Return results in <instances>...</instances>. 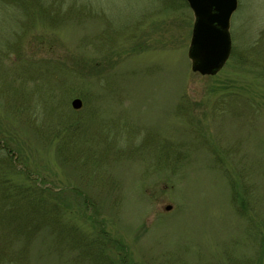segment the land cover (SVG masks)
<instances>
[{
	"label": "rangeland",
	"instance_id": "1",
	"mask_svg": "<svg viewBox=\"0 0 264 264\" xmlns=\"http://www.w3.org/2000/svg\"><path fill=\"white\" fill-rule=\"evenodd\" d=\"M26 6L0 4L4 261L8 204L50 218L29 264H264V0H237L214 76L184 0Z\"/></svg>",
	"mask_w": 264,
	"mask_h": 264
},
{
	"label": "water",
	"instance_id": "2",
	"mask_svg": "<svg viewBox=\"0 0 264 264\" xmlns=\"http://www.w3.org/2000/svg\"><path fill=\"white\" fill-rule=\"evenodd\" d=\"M193 13L194 21L187 50L191 71L201 76H214L230 55L229 20L237 0H184ZM81 105L71 102L73 109ZM166 210L170 206L165 207Z\"/></svg>",
	"mask_w": 264,
	"mask_h": 264
},
{
	"label": "trees",
	"instance_id": "3",
	"mask_svg": "<svg viewBox=\"0 0 264 264\" xmlns=\"http://www.w3.org/2000/svg\"><path fill=\"white\" fill-rule=\"evenodd\" d=\"M27 0H0V4L4 6H8L11 8H20L22 9V12L24 13L27 9L26 6ZM31 3L37 4L40 8H43L44 10H47V7L44 5H47L48 3H53L58 0H29ZM41 203L42 201H38ZM26 205V204H25ZM11 206L14 207V205L11 203ZM27 206V205H26ZM7 207L8 212L10 213V222L14 224L13 228L8 230V234L11 235V237L7 238L6 240L8 242H11L12 240L16 243L14 244L15 250L9 255L10 259L4 261V256L0 254V264H29V253H30V245L31 242L41 236L46 235V237L53 236V227L50 224V218L48 217L47 213L41 209H39V212H34L32 209L31 214L29 216L24 217L20 216L19 214H16L14 210H12L8 204L5 205ZM36 213V214H35ZM45 228V229H44ZM62 235L64 236L62 238ZM59 235L56 234V237ZM62 241L67 238L66 234L60 233ZM55 237V238H56ZM53 243V242H52ZM21 244V245H20ZM60 244V242H59ZM54 246V245H53ZM49 248V246L46 247L45 251L40 255V259L36 261V263L32 264H40L43 259V255L50 254V251L58 252L59 255L65 250L64 246H54ZM63 263L65 260H62ZM88 264H104V261L100 262H93L92 260L89 261ZM109 264V263H108Z\"/></svg>",
	"mask_w": 264,
	"mask_h": 264
}]
</instances>
